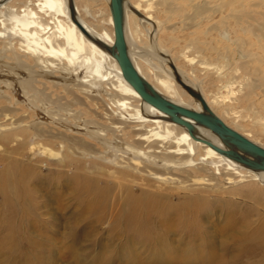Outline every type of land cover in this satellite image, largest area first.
Returning a JSON list of instances; mask_svg holds the SVG:
<instances>
[{
  "label": "bare ground",
  "instance_id": "1",
  "mask_svg": "<svg viewBox=\"0 0 264 264\" xmlns=\"http://www.w3.org/2000/svg\"><path fill=\"white\" fill-rule=\"evenodd\" d=\"M13 1L0 0V22L5 29L0 31V35L6 37L5 35L9 34L7 39L10 41L3 42V47L1 46L2 48H0V76H7L11 79L18 78L16 81L19 82L24 90L34 91L36 94H33V98L30 101L33 109H36L39 100L42 102L51 100L44 92L42 93L36 89V83H39L40 79L59 85L67 94L66 97L59 96L57 99L52 100L53 104L56 105V109L51 113L54 127H40L34 124L31 127L32 133L29 135L42 136V138L51 137L56 142L61 143L64 149L73 154V156L84 157L86 153L93 154L99 159L109 160L110 164L118 167L116 170L121 174L138 176V178L143 174V179L167 184L169 188L185 189L188 186L202 184L212 186L219 183V176L230 181L236 177L235 175L243 178L250 177V179L258 180L264 184L263 170H252L217 152L203 141L192 138L184 126L167 120L162 112L143 101L140 95L123 78L115 58L108 51L85 37L71 20L69 13V3L72 2L81 24L95 37H99L111 44L113 42V27L109 7L107 18L105 21L103 20V24L95 23L94 25L84 20L76 0H25L22 13L17 12L14 8L15 6L12 5ZM103 1H106L108 5V0H91L92 6L97 5L99 2L103 3ZM222 1L229 6L232 5L233 8L238 0ZM158 3L160 6L165 5L166 8H170L174 4V0H160ZM184 3L190 7V9L188 8L189 11L187 10L188 12L185 13L183 6L180 7L178 5L176 11L184 12L185 14L179 15H183L185 17L184 20L186 19V21L190 22L187 29L189 27L188 30H192L190 32L191 39L189 42L187 41L186 48L198 53L199 63L204 65V69L207 70L205 71L207 76L211 77V82L214 85L213 101L211 102L208 99L200 86L202 80L192 81L187 78L178 66V58L174 57V55L171 56L167 49L162 46L161 40H159L161 39L159 33H161L162 24L164 25V23L155 14L157 3L155 4L154 0H126L125 3V37L129 55L135 68L160 93L170 100L191 109L201 110L200 104L176 81L175 76H180L184 83L201 93L210 109L225 124L249 140L264 147L261 139V135H264L262 117H258L259 115L256 113L258 116L248 121L243 115H237V111L234 112L233 108L231 110L234 113H231L232 111L230 112L226 108H221L226 97L231 95L239 97L238 100L246 104V108L251 112L256 106L264 108V11L260 13L263 21H258L254 29L252 26H248L250 30L253 29L258 33V36L256 34V39L259 42V45L256 46L258 50L254 52L252 47L255 44L243 38L238 42L237 47H239V50L232 51L227 43L230 40L232 41V39L227 33L223 36L220 35V39H214L216 40L215 42L213 38L208 40L212 36L209 35L210 33L207 36V40H202L204 33H207L200 30L203 20L198 21L202 17L205 18L204 14H206L203 0H184ZM262 5L257 4L256 6ZM206 6L209 5L206 4ZM238 7L242 8L243 5ZM133 9L141 14L137 15ZM162 10H165V8ZM47 17L52 18V21L54 20V27L50 26ZM245 17H250L249 11L245 9L233 10L231 15H229V19L233 18L238 24L242 23ZM180 18L182 19V17ZM132 19L138 22L134 28L131 26ZM184 20L183 22H186ZM218 24L216 23V26ZM137 26L145 29L149 40H154L152 41L154 47L150 51L152 57L149 58L154 59L155 62H148L150 64L148 66H146L147 64L144 66L136 59L138 56L134 54L132 47L136 44L132 43L134 42L132 34ZM163 30L166 31L167 29L164 28ZM218 30L220 31V28ZM15 36L21 38V46L24 47L23 52L27 54H19L14 51L16 50L15 48L10 50L13 44V37ZM155 40H158V44ZM169 40L172 39L170 38ZM146 49L150 50V48ZM167 53L169 57L166 55ZM27 55L34 58L33 65L26 62L25 58L28 57ZM183 57L188 63L194 61V57L185 52H183ZM241 57L242 59H239ZM64 61H67V63ZM171 65L174 66V69ZM237 67L247 71L250 76H244L243 79L237 81V86H235L237 77L234 80V70ZM149 68L153 70L155 79H153L154 76L151 78L149 75L147 70ZM21 71L26 72L27 79H19ZM76 71L80 72L75 73ZM112 71L116 72V75H113L116 76L115 80H113ZM6 72L8 73L6 74ZM79 73H83L84 76L79 75ZM70 74L72 76L76 75V80L81 78V82L79 84L68 83L69 78L67 76H71ZM6 80L8 79H0V84L5 83ZM10 81L12 82V80ZM221 89L226 90V96H224L225 93ZM100 91H104L107 95L110 93L109 96L111 101L115 103L116 110L121 111V113L118 112L120 115H114V113H110L106 109V101L100 97ZM236 97L232 98L231 96V100H235ZM217 107L221 109V112ZM71 109L74 112L69 114L68 111ZM263 110L261 109V111ZM58 115L65 116L67 119H63ZM93 117L99 118L104 123L103 126L99 125L100 127L90 128V125L88 126L84 120L88 118L89 124L95 123ZM82 118H85L83 120L84 124L80 123ZM244 123H248L249 126ZM82 127L85 128L82 129ZM196 128L198 135L204 139L223 149L228 148L208 128L199 125ZM111 148L116 150V152L114 151V154L109 156L108 152L112 150ZM64 159H70L69 155H63ZM99 161L101 162L102 160ZM75 178L78 179L79 176ZM80 180L85 185L83 188L94 189V192L88 193L93 196L90 199L88 198L85 204L88 207L99 205L105 208L108 213L107 217L115 223V234L122 236V244L118 246L115 254L127 255L134 260H140L139 258L142 256L144 258L149 256L154 259H181L190 255V258L192 256L205 260L217 256L215 250L217 237L210 234L212 233L211 231L206 233L207 231L205 232L201 228L198 220L196 221L197 218H194L196 207L189 202H183L181 206L179 205V208H175L174 205L173 207H166L154 194L148 195L145 191L133 193V190L126 182L113 181V183H109L104 187H99L95 186L94 181L86 175L82 176V178L80 177ZM78 182L79 180L76 183ZM0 187H2V184ZM255 210L257 209L254 207ZM174 215L181 220L182 228L188 229L186 235L178 236V245L176 244L175 248L171 244L169 237V233L172 231L170 230L172 227L170 221H172L171 217ZM247 218L248 216L245 215L244 222ZM246 224L249 225L248 222ZM230 225H233V223ZM233 228L229 227L234 232ZM244 233L235 238L238 242L237 248L241 251L240 254L242 253L241 255L246 257V259L247 257H264V224L253 232L246 233L244 231ZM196 242L198 243L196 244ZM135 247H145L146 249L144 251H136Z\"/></svg>",
  "mask_w": 264,
  "mask_h": 264
},
{
  "label": "rangeland",
  "instance_id": "2",
  "mask_svg": "<svg viewBox=\"0 0 264 264\" xmlns=\"http://www.w3.org/2000/svg\"><path fill=\"white\" fill-rule=\"evenodd\" d=\"M24 1L14 0L12 2L17 12L22 13ZM76 1L80 7L82 17L89 24H103L106 20L108 10L106 1H103V3L99 2L97 5L94 4L95 6H92L91 0ZM154 1L155 4L157 3V6H155L157 11L154 10L155 14L165 25L164 27L162 24V30L159 33V37L161 38L159 40H161L162 46L167 49V52L171 56L174 55V57L178 58V66L187 78L192 81L202 80L200 86L212 102L214 85L211 82V77L207 76L205 72L207 70L204 69V65L199 63L198 53L186 48V44L191 39L190 32L192 30H188L189 27L187 29L190 22L186 21V19L184 20L185 17L179 14H185L189 11L190 7H188L186 1L183 4L184 0H174V4L170 8H166L165 5H161L163 7L158 5V1L160 0ZM220 1L222 0H203L206 14H204L205 18L202 17L198 21L203 20V28L201 27L200 30L207 33H204L205 35L202 34L204 35V37L202 36V40H207V36L209 35L213 37L210 36L208 40L211 38L213 40L216 38L220 39V35L223 36L227 33L230 39H232V41L229 39L230 41L227 42L232 51H237L239 48L237 47L238 42L243 38L254 43L255 45H253L252 49L254 48V52L257 51L258 48L256 46L259 45V42L256 39V34L258 36V33L253 29L257 26L258 21H263L260 13L264 11V4L262 5L264 0H250L249 4V0H238L233 8L232 5L229 6L225 2ZM245 1L247 2L245 3ZM206 4L209 6H206ZM257 4H261L262 6L257 7ZM177 5L183 6L182 8H184L185 13L176 11ZM239 5L240 7L243 5V7L239 8ZM246 5L248 8L245 7ZM164 8L165 10H162ZM239 9L249 11L250 17H245L244 21L238 24L233 18L229 19V15H231L233 10L237 11ZM47 20L50 26L54 27V20L52 21L50 17H47ZM183 20L186 22H183ZM216 23L224 24L216 26ZM137 24L138 22L132 19V28L136 27ZM0 25V31H4L5 29L1 22ZM248 26H252L253 29L250 30ZM163 27L167 30H163ZM144 31L145 29L139 26L133 31L132 39H134V42L132 43L136 44L132 47L134 54L139 57L135 56L136 59L144 66L146 64L148 66L150 65L148 62H155L154 59L149 58L152 57L150 51L154 47L152 45V41L154 40H149L146 31ZM135 34L137 35L135 36ZM5 36L0 35V48L3 47V42L8 41L9 34ZM13 38L10 50H14L15 48V52L22 55L27 54L23 52L24 47L21 46V38L18 36ZM170 38L172 40H169ZM155 41L158 44V40ZM146 48H150V50ZM183 52L194 57V61L188 63L183 59ZM168 53L166 55L169 57ZM145 58L148 59L146 60ZM33 59L32 56L25 58L26 62L30 65L34 64ZM239 59H242V57ZM64 62L67 63V61ZM237 69L234 70V80L237 77L235 86H237V81L243 79L244 76H250L244 69L240 67H237ZM147 70L151 78L154 76L153 79H155L153 70L150 68ZM77 72L80 71H76L75 73ZM115 73L113 72L112 76L116 75ZM79 75L84 76L83 73H79ZM113 77V80H115L116 76ZM6 78L8 80L0 84V186L2 184V187H0V264H264V257L262 256L247 257V259L242 256L240 249L237 248V239L235 240L244 231L246 233L253 232L264 224V184L262 182L255 179L252 180L250 177L243 178L239 175H235L236 177L230 181L219 176V183L212 186L202 184L203 186L193 185L185 189L169 188L167 184L143 179V174L139 178L138 176L121 174L116 170L118 167L110 164L109 160L99 159L93 156V154L91 156L86 153L84 157L73 156V154L64 149L61 143L56 142L51 137L42 138V136L29 135L32 133L31 127L34 124L40 127H54L51 113L56 109V105L53 104L52 100L57 99L59 96H67L63 88L45 79H40L39 83H36V89L42 93L44 92L51 100H44L42 102L36 99L38 105L36 109H33L30 101L35 92L24 90L19 82L16 81L18 78L11 79L7 76H0V79L5 80ZM67 78H69L67 82L70 84H79L81 82V78H77L76 80V75H68ZM19 79H27L25 71L20 72ZM221 90L225 93L224 96H226V90ZM109 94L107 95L104 91H100L99 95L106 101V109L110 113L118 115L121 111L116 110L115 103L111 101ZM231 96L232 98L236 97ZM231 96L226 97L227 101H225L226 99L224 100L226 106L223 103L224 107L221 106V108H226L230 112L232 111L231 113L237 111V115H243L248 121L253 120L259 115L258 117H262L261 121L264 123V108L256 106L251 112L246 108V104L238 100L239 97L231 100ZM217 108L221 112V109ZM232 108L235 110L234 112L231 110ZM73 112L72 109L68 111L69 114ZM54 116L57 118L56 115ZM58 116L60 117L61 115ZM61 117L67 119L65 116ZM93 118L95 119V123L89 124L88 118H82L79 121L81 124H84V121H86V124L90 125V128L103 126L104 123L99 118ZM244 124L249 126L248 123ZM84 128L82 127V129ZM261 139L264 143V135H261ZM49 141L51 142L49 143ZM110 151L108 152L109 156L114 154V151L116 152L114 149ZM65 154L69 155L70 159L63 160V155ZM99 160L102 161L100 162ZM84 175L94 181L95 186L99 187H104L109 183H113V181L126 182L133 190V193L145 191L148 195L154 194L166 207H173L174 205L175 208H179L183 202H189L196 207L194 218H197L196 221L198 220L201 228L205 232L207 231L206 233H210L211 231L212 233L210 234L217 237L215 247L217 256L208 260L192 256L190 258V255L181 259H154L149 256H145L146 258L142 256L139 258L140 260H134L127 255L115 254L118 246L122 244V236L115 234V223L107 217L108 213L105 208L99 205L88 207L85 204L88 198L90 199L93 196L88 193L94 192V189L83 188L85 185L81 182L80 177L82 178ZM76 176H79V178L76 179ZM77 180H79L78 183H76ZM184 197L186 200L183 199ZM254 207L257 210L254 211ZM245 215L248 216L246 221L249 225L246 224V221L244 222ZM171 220L170 224L172 227L170 230L172 231L169 233V237L171 244L175 248L178 245V238L186 235L188 229L182 228V222L177 216L174 215L171 217ZM232 223L233 225H230ZM229 227H234V232ZM134 249L136 251H144L146 248L135 247Z\"/></svg>",
  "mask_w": 264,
  "mask_h": 264
},
{
  "label": "water",
  "instance_id": "3",
  "mask_svg": "<svg viewBox=\"0 0 264 264\" xmlns=\"http://www.w3.org/2000/svg\"><path fill=\"white\" fill-rule=\"evenodd\" d=\"M125 3L126 0H108V7L112 19L113 42L107 43L90 33L78 20L73 3H69L71 20L78 29L91 41L109 52L120 67L123 78L140 95L141 99L162 112L167 120L184 126L189 135L211 146L217 152L241 163L252 170L264 171V147L249 140L235 129L225 124L207 105L201 93L183 82L176 75V81L191 95L201 107V110L191 109L180 105L160 93L140 72L135 68L130 55L125 37ZM135 11L137 15L141 13ZM170 65V64H169ZM174 69V66L171 65ZM208 128L228 147L223 149L204 139L197 133L196 126Z\"/></svg>",
  "mask_w": 264,
  "mask_h": 264
}]
</instances>
